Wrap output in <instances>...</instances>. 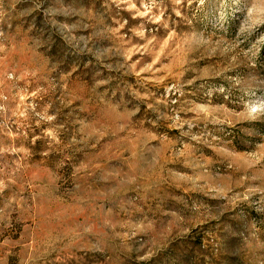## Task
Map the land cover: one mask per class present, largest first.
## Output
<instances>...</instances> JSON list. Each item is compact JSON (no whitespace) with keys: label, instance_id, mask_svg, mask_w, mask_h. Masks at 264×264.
Segmentation results:
<instances>
[{"label":"rangeland","instance_id":"obj_1","mask_svg":"<svg viewBox=\"0 0 264 264\" xmlns=\"http://www.w3.org/2000/svg\"><path fill=\"white\" fill-rule=\"evenodd\" d=\"M0 264H264V0H0Z\"/></svg>","mask_w":264,"mask_h":264}]
</instances>
